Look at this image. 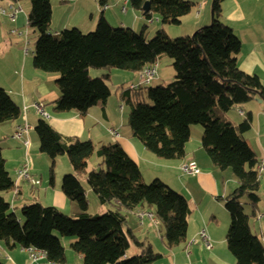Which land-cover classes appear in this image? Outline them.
I'll return each instance as SVG.
<instances>
[{
  "label": "trees",
  "instance_id": "obj_1",
  "mask_svg": "<svg viewBox=\"0 0 264 264\" xmlns=\"http://www.w3.org/2000/svg\"><path fill=\"white\" fill-rule=\"evenodd\" d=\"M29 1L28 27L36 33L33 63L39 70L59 75L56 82L60 95L52 103L58 113L77 111L86 116L92 107L111 96L110 74L95 77L91 69L140 72L147 66L159 67L164 56L173 60L175 75L171 82L123 89L121 96L129 106L132 132L157 157L176 159L186 154L191 125H202V145L210 160L222 170L231 169L238 179L235 191L225 198L231 215L228 247L236 264H264L263 239L250 225L260 201V177L264 173H260V160L244 136L251 128V116L238 125L225 116L235 106L257 97L264 100V85L259 76L240 68L241 40L223 21L224 0H213L209 25L175 39L163 29L149 39L147 25L141 32L115 27L104 15L95 30L88 33L74 27L51 34V0ZM147 1L150 10L145 12ZM100 2L104 7L107 0ZM131 4L149 23L157 15L163 24L178 25L197 5L192 0H131ZM21 113L10 93L0 86V123L18 119ZM35 131L43 153L52 159L67 154L74 172L64 176L62 189L78 203L81 212L68 215L56 206L36 201L22 208L24 219L20 220L0 194V241L10 247L36 246L46 251L50 262L63 263L65 247L60 237H76L71 247L84 256V264H151L162 254L135 235L127 218L128 212L147 205L155 208L168 245L185 243L191 214L187 198L160 179L143 182L138 163L121 145L102 146L97 152L102 161L89 170V159L96 154L92 141L76 139L67 145L61 133L43 117ZM82 178L101 204L110 205L109 210L98 215L88 211ZM14 186L0 145V192ZM245 197L253 207L252 214L245 212ZM133 243L140 253L126 257Z\"/></svg>",
  "mask_w": 264,
  "mask_h": 264
},
{
  "label": "crops",
  "instance_id": "obj_2",
  "mask_svg": "<svg viewBox=\"0 0 264 264\" xmlns=\"http://www.w3.org/2000/svg\"><path fill=\"white\" fill-rule=\"evenodd\" d=\"M192 1L197 5L189 15L182 18L180 24H191L190 30L194 32L212 22L213 0ZM12 2L21 7L16 18H10L0 12V86L10 93L22 110L18 119L0 123V145L6 159V168L15 181L12 190L2 191L0 194L10 203L12 211L19 216L20 220H23L22 208L39 201L46 206H56L68 215H77L81 212L78 203L71 201L62 189L64 175L58 176L53 168V172L50 169V181L41 180L43 169L36 160L38 158L43 162L47 160L44 156L45 153L40 150V141L35 131V126L42 117L35 107V102L42 101L50 114V118L47 120L54 129L61 133L67 145L76 139L92 141L95 155L98 158H92V156L90 159L99 160L93 168H97L102 161L97 153L102 146L119 144L138 163L143 182L160 179L187 198L191 214L186 241L181 245L173 247L168 245L164 237V226L156 216L154 207L144 205L127 213L128 226L131 227L135 235L140 240L147 241L156 252L162 254L158 260L151 264H236V258L230 251L227 242L231 215L225 206V198L235 191L238 179L229 169L218 168L207 157L202 145L204 128H198L197 124L191 125V137L186 144L184 157L163 159L148 151L142 141L133 134L128 121L129 111L128 115L126 114L125 104L127 105V103L121 96L123 90L120 91L118 87V90H115L116 98L109 97L107 101L99 102L90 109L86 116H81L77 111L56 112L52 103L60 95L56 82L59 75L35 68L33 57H29V53H25V48L29 47L28 14L31 6L24 7L21 1L16 0H0V8H7ZM70 2L73 4L63 5L62 3L66 2L59 0L58 3H54L51 0L53 9V26L52 24L51 26L55 30L50 32L51 34L57 35L61 30L70 27L85 31L86 27L83 22L88 24V30L93 31L101 15H104L113 26L130 27L136 31L146 21V18L132 7L131 0H107L104 7L100 0H71ZM124 6L126 11H123ZM57 14L60 15L58 21H56ZM222 17L224 23L230 26L241 40V50L238 54L240 68L248 74L259 76L264 85V0H224L222 2ZM156 19L160 21L158 16ZM90 73L94 74L92 76L109 73L110 82L113 81L114 75L120 76L123 80L126 79L125 81H128L130 86L139 82L137 73L127 70L118 69L116 72L113 70L105 72L100 69L98 73L92 71ZM110 88L111 95H113L111 85ZM234 108L237 109V112L231 114L233 118L227 117L226 114L225 116L235 125L251 116V128L245 132L244 136L250 141L260 163L264 162V100L257 97ZM240 110H243L244 113H240ZM26 124L29 126V130L24 138L14 137L17 127ZM111 129L117 130L119 135L112 134ZM193 139H195L194 142H192ZM25 140H28L27 144ZM186 160L196 161L200 173L197 175L183 173L181 165ZM26 162L29 163L31 175L36 182L19 176L18 170ZM144 166L147 169L146 172ZM66 168L68 173L74 172L71 164H68ZM88 169L91 170L90 162ZM146 173L148 177H146ZM80 180L87 191L88 211L98 215L109 210L110 205L101 204L100 201V205L95 210L92 209L94 201L91 193L93 191L84 184L86 179ZM260 181V201L256 208V214L250 219V225L254 234L261 237L264 242V173H262ZM242 202L245 212L252 214L253 207L249 200L245 197ZM139 211L152 212L154 219L149 216L138 217ZM203 231L212 244L211 248H208L206 244L202 235ZM60 238L65 247L63 263L50 262L46 251L36 246L10 247L0 241V264H31L26 250L29 247L45 252L43 264H84V256L75 252L71 247L77 238ZM139 253L140 248L133 243L127 251L126 257Z\"/></svg>",
  "mask_w": 264,
  "mask_h": 264
},
{
  "label": "rangeland",
  "instance_id": "obj_3",
  "mask_svg": "<svg viewBox=\"0 0 264 264\" xmlns=\"http://www.w3.org/2000/svg\"><path fill=\"white\" fill-rule=\"evenodd\" d=\"M53 1H54V3H56V2L58 3L59 2V0H53ZM21 4L24 7H26V6H29L30 7L31 6V2L29 0H22L21 1ZM60 4H61V1H60ZM62 4L63 5H71V4H73V2H66V3H62ZM128 7H130V5H128ZM59 17H60V15L57 14L56 15V21H58V18ZM156 17H157V15H154V20H155L154 23H149L148 20L144 21L143 22V25H141V27L139 28L138 32H141L143 26L144 25H147L148 27H147L146 35H147V37L149 39L152 38V37H154L155 34H156V32L158 30H160V29H163L167 33V35L170 38H172V39H175V38H178V37H181V36L192 35L194 33L192 30H190L191 29V24H189V23L182 24V25L181 24H179V25L178 24H163L161 21L157 20ZM85 24L86 23L83 22V25L86 28H85V31H83V30L82 31L85 32V33H88L90 31H92V30H88V28H87L88 27V24H86V25ZM52 26H53V22H52ZM52 26H51V29H50L49 32H54L55 31ZM115 27H119V26L116 25ZM70 28H73V27H70ZM93 30H95V28ZM35 35H36V33H34L31 29L28 28V35H27V37H28V46L31 49V52L29 53V57H33L34 56L33 51H34V47H35V39H36L35 38ZM172 62H173V60L170 57H168V56H164V57H162V59H160L159 67H158V76H159V79H155L150 85L156 86V85H159V84H167V83L171 82L174 79L175 71H174V68L172 66ZM112 70H113V72H116L118 69H112ZM91 71L93 73L94 72H97L98 73L100 71V69H92ZM104 71L105 72H108L107 70H104ZM136 73H137V80L139 81V73L138 72H136ZM92 75H94V74H92ZM97 76H99V75H96L95 77H97ZM125 80H123L122 78H120V76H118V77L116 75L113 76V81H111V82L109 81V84L113 88V95H111L110 98H116V96H115V90H118L117 87L121 91L124 88H128L130 86V84L128 83V81H125ZM118 83H119V85L117 86ZM125 106H126V114L128 115L129 106L126 105V104H125ZM235 112H237V109L236 108H233L230 111H228L226 113V115H227V117H229V116H231V114H235ZM195 125L196 124H194L193 126H195ZM197 126H199L198 128H202L203 129V126L202 125L197 124ZM194 138H195V133H194ZM194 140L195 139H193L192 142H194ZM205 154H207V152ZM44 156H45V158H46L47 161L43 162L39 158L36 160V162L39 165H41L42 166V169H43V175L40 176L38 174V176L41 177V180L42 181H45V182H47V181L49 182L50 181V179H51L50 169H51V167H52L53 164H55L54 165V172L58 176H60V175H64L65 176L66 174H68V172L66 171V169H67L66 166H68V164H71V162H70L67 154L61 155L59 157L57 156L55 159L50 158L46 154ZM207 157L209 158L208 154H207ZM62 158H64V159H62ZM92 158H98V157L96 155H94ZM89 162H90V169H93V167L97 165V163L99 162V160L98 159H94V160L93 159H90ZM229 170L232 172L231 169H229ZM10 171L13 172V170H10ZM144 171L145 172L147 171V169L145 168V166H144ZM182 175L183 176H187V175H184V174H182ZM64 176H63V178H64ZM146 177H148V174L147 173H146ZM152 181L147 182V183L149 184ZM84 184L88 185L86 181H84ZM91 196L93 197V201H94V206L92 207V209L95 210L97 208V206L100 205V203H99V200H98L97 196L94 194V192L91 193ZM244 202H246V200H244ZM56 233H57L56 235L60 236L59 232H56Z\"/></svg>",
  "mask_w": 264,
  "mask_h": 264
},
{
  "label": "built area",
  "instance_id": "obj_4",
  "mask_svg": "<svg viewBox=\"0 0 264 264\" xmlns=\"http://www.w3.org/2000/svg\"><path fill=\"white\" fill-rule=\"evenodd\" d=\"M63 2H69L71 0H62ZM126 1V0H125ZM21 11V7L18 5H15L13 3H10L9 6L0 8V12L3 15H7L10 18H16L18 13ZM123 11H126V7H123ZM153 22V20H150V23ZM30 51L29 47L25 48V53L28 54ZM158 65L155 64L154 66H147L143 70L139 72V82L134 83L131 85L132 89H138L141 85H149L153 82L154 79L158 76ZM36 109L41 114V116L45 119L50 118L49 112L46 110L45 103L40 101L36 103ZM29 126L26 125H20L18 126L16 132L14 133V137L22 139L24 138L25 134L28 132ZM112 134L115 136H118L119 133L115 129H111ZM25 143H28V140H25ZM260 173L264 172V162H261L260 165ZM181 170L185 174L189 175H197L200 173V168L196 161L194 160H186L183 161L181 165ZM18 174L20 177H23L25 179H28L32 182H36V180L31 175L30 165L28 162L24 163L18 170ZM138 217L143 218L145 216L152 217L154 219V214L149 211H139L137 213ZM202 235L204 236V239L206 241V244L208 248H211L212 244L207 237L205 231L202 232ZM29 258L31 260V264H43L42 260L45 258L46 254L42 250H39L37 248L29 247L26 248Z\"/></svg>",
  "mask_w": 264,
  "mask_h": 264
},
{
  "label": "water",
  "instance_id": "obj_5",
  "mask_svg": "<svg viewBox=\"0 0 264 264\" xmlns=\"http://www.w3.org/2000/svg\"><path fill=\"white\" fill-rule=\"evenodd\" d=\"M143 10H144L145 12H147V11L150 10V3H149L148 1L144 4V6H143Z\"/></svg>",
  "mask_w": 264,
  "mask_h": 264
}]
</instances>
